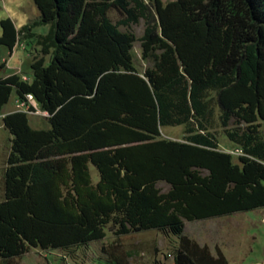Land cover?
Returning a JSON list of instances; mask_svg holds the SVG:
<instances>
[{"label": "trees", "instance_id": "16d2710c", "mask_svg": "<svg viewBox=\"0 0 264 264\" xmlns=\"http://www.w3.org/2000/svg\"><path fill=\"white\" fill-rule=\"evenodd\" d=\"M33 2L38 16L19 29L0 20L10 52L20 37L39 45L30 80L0 76V112L13 91L49 112L47 127H33L21 110L2 116L11 145L0 259L98 240L112 222L117 233L180 235L174 264H229L220 248L213 254L181 234L184 220L264 207V0ZM140 17L141 57L151 61L143 72L135 35L118 27ZM40 25L45 34L34 31ZM230 120L237 161L210 130ZM175 125L185 126L183 140L162 136Z\"/></svg>", "mask_w": 264, "mask_h": 264}, {"label": "rangeland", "instance_id": "374dc122", "mask_svg": "<svg viewBox=\"0 0 264 264\" xmlns=\"http://www.w3.org/2000/svg\"><path fill=\"white\" fill-rule=\"evenodd\" d=\"M168 1L171 0H162L163 3ZM109 15L114 22L121 17L115 9H111ZM37 16L38 9L33 0H0V20L10 17L18 29ZM118 27L135 35L131 50L133 61L137 70L143 72L151 65L150 60L141 57L139 38L144 31V19L140 17L135 23L119 24ZM48 28V25H40L34 31L45 34ZM34 54H39L35 37H20L11 52L7 46L0 43V76L16 72L22 79L26 77L30 80V63ZM48 59L49 56H46V60ZM16 99L13 91L9 102L0 112V199L4 197L3 173L11 145V134L3 125L2 116L7 110H17ZM35 103L38 106L36 101ZM27 114L33 127H47V116ZM236 126L237 123L230 120L227 127H223L218 121L210 127L218 141V147L231 153L235 161L243 151L230 141L226 128ZM161 133L163 137L178 140H183L186 134L184 125L164 126ZM91 174L96 181L98 172L93 166ZM156 185L162 191L169 188L163 180L158 181ZM117 228V225L109 222L105 226V236L101 239L66 248L29 247L18 256L0 259V264H174L173 252L179 245L180 235L155 228L117 233ZM181 235L195 240L200 245H207L213 254L220 248L229 264H264V207L217 217L184 220Z\"/></svg>", "mask_w": 264, "mask_h": 264}, {"label": "built area", "instance_id": "2783aa9c", "mask_svg": "<svg viewBox=\"0 0 264 264\" xmlns=\"http://www.w3.org/2000/svg\"><path fill=\"white\" fill-rule=\"evenodd\" d=\"M24 80H27L26 77H24ZM16 107L17 110H21L26 113L49 116L48 111L42 110L39 106L36 105V103L34 102V96L31 93L25 94L23 98L16 99Z\"/></svg>", "mask_w": 264, "mask_h": 264}, {"label": "crops", "instance_id": "0c3cea01", "mask_svg": "<svg viewBox=\"0 0 264 264\" xmlns=\"http://www.w3.org/2000/svg\"><path fill=\"white\" fill-rule=\"evenodd\" d=\"M15 46H16V45H15ZM14 48H15V47H14ZM14 48H13V49H14ZM15 73H16V72H15ZM11 74H12V73H11ZM6 75H8V73H7ZM10 111H13V110H7L6 113H8V112H10Z\"/></svg>", "mask_w": 264, "mask_h": 264}, {"label": "bare ground", "instance_id": "6f19581e", "mask_svg": "<svg viewBox=\"0 0 264 264\" xmlns=\"http://www.w3.org/2000/svg\"><path fill=\"white\" fill-rule=\"evenodd\" d=\"M35 102V101H34Z\"/></svg>", "mask_w": 264, "mask_h": 264}]
</instances>
